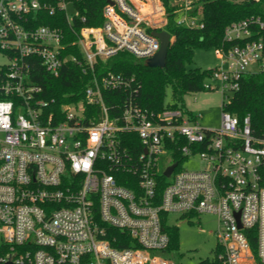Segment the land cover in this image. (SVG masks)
Listing matches in <instances>:
<instances>
[{
	"label": "built area",
	"instance_id": "obj_1",
	"mask_svg": "<svg viewBox=\"0 0 264 264\" xmlns=\"http://www.w3.org/2000/svg\"><path fill=\"white\" fill-rule=\"evenodd\" d=\"M73 1L0 0V264H172L154 255L169 245V214L215 216L221 264H264V140L252 135L249 116L240 123L222 111L220 126L206 129L192 111L141 107L133 77L106 64L119 52L143 63L153 57L164 6L147 14L146 0H107L102 25L82 27L69 44L76 56L64 53L60 29L36 26L33 16L62 11L71 24ZM175 23L204 26L189 4ZM254 27L264 28L259 17L233 23L224 41L248 39ZM215 52L226 66L203 87L223 95V107L243 74L264 70V43ZM35 61L51 77L66 64L80 68L88 77L82 97H48L33 81ZM118 91L127 95L107 104ZM176 155L199 156L205 168L179 170Z\"/></svg>",
	"mask_w": 264,
	"mask_h": 264
},
{
	"label": "trees",
	"instance_id": "obj_2",
	"mask_svg": "<svg viewBox=\"0 0 264 264\" xmlns=\"http://www.w3.org/2000/svg\"><path fill=\"white\" fill-rule=\"evenodd\" d=\"M164 6L166 23L162 28L155 31H166L173 42L167 51L166 63L163 68H149L140 60L135 59L127 52H119L110 59L106 68L120 73L123 76L133 77V86L137 90L138 104L153 112L164 109H181L187 111L184 97L186 94L205 92L204 83L211 76L213 69L194 68L188 69L193 61L195 49H222L227 51L234 45H241L245 41L262 39L264 43V28H252V35L245 40L225 42L224 31L229 25L249 17H259L264 23V0H198L195 6L190 4L192 13L200 11L202 14V29H188L177 26L175 18L183 6L172 5L170 0H159ZM107 0H81L73 1V8L77 15L68 24L64 12L55 11L54 16L47 11L37 12L34 25L55 27L63 34L62 45L65 54L73 53L80 55L76 50H69L71 42L77 40V33L82 27H99L102 25V9ZM84 18L85 21L81 20ZM152 32V29H147ZM33 81L45 87L48 97L56 99L57 103L65 102V95L71 96L73 101L82 97L83 89L87 84L88 77L83 75L76 65L66 64L61 69L59 76L51 77L44 72L39 63L35 61L32 68ZM167 90L171 92V99L166 101ZM127 95L121 92H113L105 95V101L114 105L122 101ZM107 96V97H106ZM110 110V109H109ZM222 111L235 116L241 123L245 116L250 118L251 133L255 138L264 140V70H250L243 74L239 80V89L231 95L227 104L221 107ZM111 111V110H110ZM114 114L112 111L110 112ZM111 114V115H112ZM174 160L181 162L179 156ZM159 179H163L161 176ZM162 188H159L161 192ZM163 218V231L169 238L168 252L177 251L179 244L178 227L165 224ZM219 251L215 249L212 261L203 260L197 264H221L216 259Z\"/></svg>",
	"mask_w": 264,
	"mask_h": 264
},
{
	"label": "rangeland",
	"instance_id": "obj_3",
	"mask_svg": "<svg viewBox=\"0 0 264 264\" xmlns=\"http://www.w3.org/2000/svg\"><path fill=\"white\" fill-rule=\"evenodd\" d=\"M178 0H170V2ZM182 4H192L195 6L198 0H179ZM240 1V0H239ZM159 6V4H158ZM160 9V7H159ZM68 14L71 16L76 14L73 7H68ZM151 13V12H150ZM152 13H162V11L154 10ZM157 19L153 17V19ZM164 18V17H163ZM151 19V18H150ZM173 42V39L172 41ZM193 61L188 69L201 68L211 69L215 67H225L222 59L216 55L213 49H195ZM5 60L0 56V64ZM251 66L250 69H254ZM166 101L171 99V92L167 90ZM194 98L196 99L194 101ZM226 99L218 91H205L199 93L186 94L184 103L186 109L192 111L197 117L199 124L206 129H214L220 126L221 105ZM165 159L159 161V171L162 172L166 163ZM205 168V163L201 161L199 156L186 158L182 160L179 170L197 171ZM168 223L171 226L178 227L179 246L174 252H155L157 257L165 258L172 264H197L203 260L212 261L215 255L217 241V220L211 214L189 215L188 218L179 214H169Z\"/></svg>",
	"mask_w": 264,
	"mask_h": 264
},
{
	"label": "water",
	"instance_id": "obj_4",
	"mask_svg": "<svg viewBox=\"0 0 264 264\" xmlns=\"http://www.w3.org/2000/svg\"><path fill=\"white\" fill-rule=\"evenodd\" d=\"M152 36L159 40V50L157 53L144 61V65L149 68H163L166 63L167 51L172 43L170 35L166 31H153ZM175 164L170 166L164 173L165 176H169L174 169Z\"/></svg>",
	"mask_w": 264,
	"mask_h": 264
},
{
	"label": "crops",
	"instance_id": "obj_5",
	"mask_svg": "<svg viewBox=\"0 0 264 264\" xmlns=\"http://www.w3.org/2000/svg\"><path fill=\"white\" fill-rule=\"evenodd\" d=\"M172 3V5H178V6H183V5H185V4H182V2L181 1H173V2H171ZM158 4H159V6H158ZM187 4H189V3H187ZM161 5V3H160V1L159 0H146V8H147V10H148V12L150 11V12H152V11H154V10H156V11H159L160 9H159V7H161L160 6ZM190 5V4H189ZM147 14H152V13H147ZM158 16H159V14H154V15H152L151 16V18H158ZM156 19H153V21L154 22H156V23H158L159 21L160 22H162L163 24H165L164 22H165V19L164 18H159V21H157ZM162 24V25H163Z\"/></svg>",
	"mask_w": 264,
	"mask_h": 264
}]
</instances>
